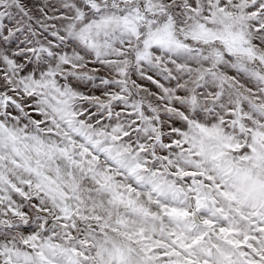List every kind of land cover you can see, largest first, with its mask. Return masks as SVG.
<instances>
[{
    "label": "snow or ice",
    "instance_id": "1",
    "mask_svg": "<svg viewBox=\"0 0 264 264\" xmlns=\"http://www.w3.org/2000/svg\"><path fill=\"white\" fill-rule=\"evenodd\" d=\"M0 264H264V0H0Z\"/></svg>",
    "mask_w": 264,
    "mask_h": 264
}]
</instances>
